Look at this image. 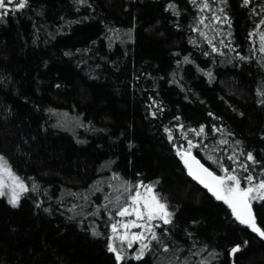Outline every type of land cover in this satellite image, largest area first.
<instances>
[{"label": "trees", "instance_id": "16d2710c", "mask_svg": "<svg viewBox=\"0 0 264 264\" xmlns=\"http://www.w3.org/2000/svg\"><path fill=\"white\" fill-rule=\"evenodd\" d=\"M209 4L201 12L191 0H29L0 22V155L29 186L18 207L0 197V264H115L113 205L102 207L105 195H118L113 173L154 184L174 213L157 229L168 230L170 250L128 264H264V239L196 184L177 155L186 133L192 154L217 174L209 155L230 166L236 149L262 162L257 173L264 167V53L258 34L249 36L264 32V0ZM200 125L206 134L196 136L190 129Z\"/></svg>", "mask_w": 264, "mask_h": 264}, {"label": "snow or ice", "instance_id": "6c2138e0", "mask_svg": "<svg viewBox=\"0 0 264 264\" xmlns=\"http://www.w3.org/2000/svg\"><path fill=\"white\" fill-rule=\"evenodd\" d=\"M87 0H76L78 4H85ZM251 0H243L245 6L249 5ZM194 6H198L200 11L210 9L209 0H201L197 5V0H191ZM221 3H226V0H221ZM29 5V0H0V22H2L8 15L15 14V12L25 9ZM169 8L174 5L169 4ZM264 11V8L261 9ZM224 11L223 8L220 9ZM219 20L220 17L215 14L212 17ZM207 17H201L200 24H204ZM260 24L264 25V19L260 20ZM207 27V25H206ZM198 31V29H196ZM118 32V30H112ZM131 30H129V38ZM259 36V51L264 53V32L249 33V36ZM205 40L211 47L212 52H219L216 44L213 42L214 37H209L207 33L201 32ZM231 36V32L228 33ZM194 43V42H193ZM224 44L223 40L220 41ZM225 47H231V42L225 44ZM68 53H66L67 55ZM223 54V53H220ZM204 55H209L205 52ZM239 55V54H238ZM185 61L188 57L185 56ZM241 60L248 59L241 56ZM203 71V70H201ZM207 75L211 78L212 73ZM257 95L261 97L258 101L264 105V88L257 89ZM155 115V113H153ZM212 116V113H209ZM179 120V117H176ZM183 132L184 126L179 125ZM196 136L205 133V126L200 125L199 129H190ZM211 131L220 132L221 129L215 125L212 126ZM168 134L169 141L173 140L171 129L165 128ZM184 138L188 141V148L181 150L177 149V155L187 168L188 174L202 185L217 201H222L231 210V215L235 220L252 233L257 234L261 239H264V227L258 222L256 205L260 209H264V167H259L258 173L256 169L261 165V161L253 155L251 151L245 152L243 149H236L231 155L227 156L232 165L225 166L223 157L213 159L209 155L208 159L216 164L217 168L222 174H217L211 167L205 166L195 155L192 154L191 149L196 147L191 139H188L187 134ZM221 145H226L228 141L221 139ZM237 145L241 142L236 141ZM245 156V160H240L239 156ZM250 162V163H249ZM239 169V170H238ZM114 180H119V185L109 184L110 188L118 193L115 200L110 199V194L105 195L104 199L107 201L102 207L107 211L108 204L113 205V210L108 212L109 227L111 235L108 236L107 250L114 255L115 264H128L129 261H142L145 256L152 253L155 249L162 248L164 252L170 250L168 243L164 241V236L169 235L167 229L163 233L158 232L157 229L161 224L169 225L172 223L174 213L169 209L166 199L162 198L159 193L155 191V185L152 183L146 184L143 180L132 182L127 179H122L118 173H113ZM36 186H32L35 190ZM29 190V186L24 180L17 175V173L9 165L8 161L3 155H0V197H7L8 203L12 207H18L20 204L21 194ZM99 190V189H97ZM85 200L87 196L83 197ZM47 211V209H45ZM96 215L100 214V208H97ZM120 217L121 219H115ZM160 222V223H157ZM133 229H138L133 231ZM93 236H101L103 233L92 229ZM247 241H244V245ZM134 245L138 247L134 248ZM242 245L236 244L231 248V254H236L240 251ZM131 250V251H129ZM175 260H179V256L174 255ZM172 264V259L169 260ZM187 264V261H184Z\"/></svg>", "mask_w": 264, "mask_h": 264}, {"label": "water", "instance_id": "95a60500", "mask_svg": "<svg viewBox=\"0 0 264 264\" xmlns=\"http://www.w3.org/2000/svg\"><path fill=\"white\" fill-rule=\"evenodd\" d=\"M181 163H182V165H183V167L185 168V170H186V172H187V174H188V171H187V168L184 166V164H183V162L181 161ZM188 176L196 183V184H198L202 189H204L208 194H210L208 191H207V189H205L202 185H200L196 180H194L189 174H188ZM211 195V194H210ZM214 198V197H213ZM215 199V198H214ZM216 200V199H215Z\"/></svg>", "mask_w": 264, "mask_h": 264}, {"label": "rangeland", "instance_id": "374dc122", "mask_svg": "<svg viewBox=\"0 0 264 264\" xmlns=\"http://www.w3.org/2000/svg\"><path fill=\"white\" fill-rule=\"evenodd\" d=\"M22 194H23V193H22ZM22 194H21V195H22ZM3 198L7 201V197H3ZM7 202H8V201H7ZM115 219L118 220V219H121V218H120V217H115ZM157 223H160V222H157ZM137 230H138V229H133V231H137ZM109 231H110V235H111V229H110V227H109ZM135 247H138V245H134V248H135ZM129 251H131V250H129Z\"/></svg>", "mask_w": 264, "mask_h": 264}]
</instances>
